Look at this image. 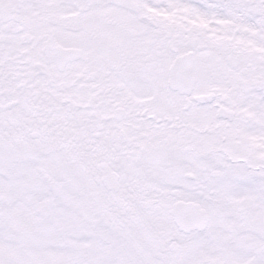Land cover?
<instances>
[{
    "label": "snow or ice",
    "instance_id": "obj_1",
    "mask_svg": "<svg viewBox=\"0 0 264 264\" xmlns=\"http://www.w3.org/2000/svg\"><path fill=\"white\" fill-rule=\"evenodd\" d=\"M0 264H264V0H0Z\"/></svg>",
    "mask_w": 264,
    "mask_h": 264
}]
</instances>
